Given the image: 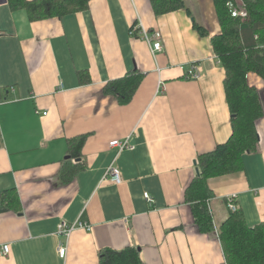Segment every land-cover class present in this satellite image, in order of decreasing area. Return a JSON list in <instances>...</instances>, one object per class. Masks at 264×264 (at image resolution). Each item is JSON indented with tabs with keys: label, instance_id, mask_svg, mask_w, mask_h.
Wrapping results in <instances>:
<instances>
[{
	"label": "crops",
	"instance_id": "1",
	"mask_svg": "<svg viewBox=\"0 0 264 264\" xmlns=\"http://www.w3.org/2000/svg\"><path fill=\"white\" fill-rule=\"evenodd\" d=\"M185 4L190 14H156L151 0H90L85 10L31 20L0 0V264H101L102 249L130 246L144 264H227L218 230L231 213L227 198L237 195L249 226L264 221V115L242 169L208 180L213 230L199 228L185 199L198 156L233 131L226 71L211 42L221 33L214 0ZM136 23L161 32L162 51L133 35ZM194 63L202 75L187 78ZM135 68L143 78L129 103L104 92ZM247 78L264 106V79ZM80 134H88L82 158H70L68 139ZM128 135L134 150L110 146ZM114 160L120 184L105 177ZM65 163L80 167L69 181ZM63 221L92 230L67 236Z\"/></svg>",
	"mask_w": 264,
	"mask_h": 264
},
{
	"label": "trees",
	"instance_id": "2",
	"mask_svg": "<svg viewBox=\"0 0 264 264\" xmlns=\"http://www.w3.org/2000/svg\"><path fill=\"white\" fill-rule=\"evenodd\" d=\"M90 0H8L11 9H25L31 20L53 16L62 17L89 7ZM230 0H214L221 33L212 36L214 52L225 68L224 86L231 113L232 134L215 149L197 158V174L185 191V199L193 204L196 222L202 231L214 229L209 201L214 196L208 180L213 176L237 172L242 169V157L257 149L260 136L257 121L264 115L263 92L249 84L248 74L256 73L264 79V0H244L248 8L242 21L232 16L227 3ZM156 14L185 8V0H151ZM135 25V24H134ZM134 25L131 29H133ZM194 27L205 36L208 30L194 21ZM137 30L134 31L136 34ZM143 78V73L133 69L125 76L109 81L106 94L115 95L119 103H129ZM88 134L68 139L70 158H82L83 146ZM67 165L70 164L66 161ZM63 167V181L71 180L75 170ZM83 166H81L82 168ZM69 170V174H68ZM6 192L3 193L5 198ZM4 209L6 207H3ZM219 238L227 264H264V221L249 226L241 211L230 213L219 227ZM101 264H144L137 247L123 250L102 249Z\"/></svg>",
	"mask_w": 264,
	"mask_h": 264
},
{
	"label": "built area",
	"instance_id": "3",
	"mask_svg": "<svg viewBox=\"0 0 264 264\" xmlns=\"http://www.w3.org/2000/svg\"><path fill=\"white\" fill-rule=\"evenodd\" d=\"M227 5L230 9L232 16L238 17L242 21H244L247 18L248 8L244 0H230L227 3ZM141 26L142 25L136 23L133 29H131V32L133 33V35L146 40L150 44L153 54L156 55V53L162 51L164 48L161 32L158 30H154L153 32H150ZM135 30H137L136 34H134ZM201 75H202L201 67L196 63L190 65V67H188V69H186L185 72V76L190 79H197ZM44 114H47V112H44ZM110 146L115 148L117 152H121L127 149L134 150L136 147L135 144L133 143V135H128L124 139H113L112 141H110ZM105 177L108 179L110 178L116 184H120L122 182L123 180L122 173L119 167L116 165V160H114L107 167L105 171ZM144 197L149 203H152L154 201L153 197L148 192L144 194ZM236 198H237L236 194H233L227 198V207L232 212H236L239 210V205L236 202ZM77 227L84 228L89 231L92 230V226L84 221L83 222L78 221L77 223H72V224L68 223L67 221H63L59 225V232L68 236ZM2 251L5 255H8L10 253V245L9 244L3 245ZM59 252L62 257H65L67 254V248L65 246H61L59 248Z\"/></svg>",
	"mask_w": 264,
	"mask_h": 264
},
{
	"label": "water",
	"instance_id": "4",
	"mask_svg": "<svg viewBox=\"0 0 264 264\" xmlns=\"http://www.w3.org/2000/svg\"><path fill=\"white\" fill-rule=\"evenodd\" d=\"M69 157V156H68Z\"/></svg>",
	"mask_w": 264,
	"mask_h": 264
}]
</instances>
